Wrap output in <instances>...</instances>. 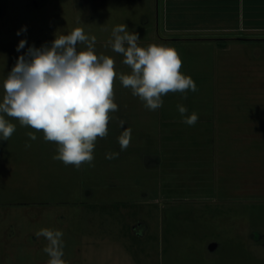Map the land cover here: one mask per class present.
<instances>
[{
  "label": "rangeland",
  "instance_id": "374dc122",
  "mask_svg": "<svg viewBox=\"0 0 264 264\" xmlns=\"http://www.w3.org/2000/svg\"><path fill=\"white\" fill-rule=\"evenodd\" d=\"M255 13L244 16L242 0H0V102L20 55L80 27L115 61L118 105L93 166L79 169L4 114L16 131L0 139V264H48L42 228L62 231L65 264H264V7ZM122 24L140 47L176 49L197 91L147 109L108 45Z\"/></svg>",
  "mask_w": 264,
  "mask_h": 264
},
{
  "label": "clouds",
  "instance_id": "9594fccd",
  "mask_svg": "<svg viewBox=\"0 0 264 264\" xmlns=\"http://www.w3.org/2000/svg\"><path fill=\"white\" fill-rule=\"evenodd\" d=\"M138 40V34L129 33L122 24L113 29L108 45L124 56L123 63L131 69L130 74L119 75L123 87L130 88L147 109L161 108L162 97L170 92L197 91L193 79L181 72L182 60L176 49L162 44L140 47ZM95 43L94 35L89 37L77 27L69 34L56 35L50 47H29L18 57L3 81L0 139L8 141L16 131L6 114L21 126L42 132L45 141L55 143L58 147L54 160L77 169L85 163L93 166L95 142L108 135L110 114L118 110L114 102L115 61L107 55H97ZM78 44L85 45L86 50H78ZM25 45L26 40H21L17 52ZM177 107L182 116L187 113L185 106ZM197 120L198 115L193 112L183 122L193 126ZM118 126L124 128V121L119 120ZM26 135L31 141L37 139L34 132ZM130 140L131 129H124L118 137L121 151L128 148ZM25 147L31 144L26 143ZM118 156L119 153L111 152L106 159ZM35 235L48 241L43 249L50 257L48 264H65L62 231L42 228Z\"/></svg>",
  "mask_w": 264,
  "mask_h": 264
},
{
  "label": "trees",
  "instance_id": "16d2710c",
  "mask_svg": "<svg viewBox=\"0 0 264 264\" xmlns=\"http://www.w3.org/2000/svg\"><path fill=\"white\" fill-rule=\"evenodd\" d=\"M259 7H264V0H242V14L244 16L255 15Z\"/></svg>",
  "mask_w": 264,
  "mask_h": 264
}]
</instances>
